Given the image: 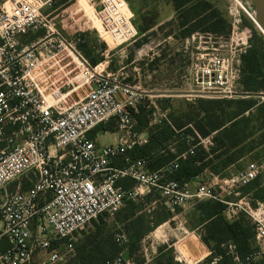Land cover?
<instances>
[{
    "label": "built area",
    "instance_id": "2783aa9c",
    "mask_svg": "<svg viewBox=\"0 0 264 264\" xmlns=\"http://www.w3.org/2000/svg\"><path fill=\"white\" fill-rule=\"evenodd\" d=\"M66 1L0 0V264H65L86 225L115 217L127 201L150 194L176 216L204 200L233 206L222 192L233 193L263 173L261 163L251 162L228 177L214 175L212 185L194 187L171 180L180 162L195 156L198 146L210 149L209 137L188 144L185 152L160 168L153 169L147 157L134 158L135 149L149 144L150 128L161 125L164 117L154 113L148 127L137 130L134 111L145 94L111 73L96 71L98 66L91 68L77 48L81 39L57 31L55 19L45 11ZM75 1L76 12L83 13L97 43L114 49L137 40L126 0ZM228 1L234 29H240L242 14L254 22L252 6ZM74 17L76 24L82 19ZM41 30L46 31L43 36L29 40L31 33ZM201 38L196 33L190 40ZM249 42L247 36L241 38L242 53ZM196 50V60H201L193 67L201 89L196 94L236 95L240 59L232 48L230 54H217L198 42ZM83 66L86 71L80 69ZM108 123L117 125L116 142L103 145L93 131ZM118 161L122 167L115 165ZM124 180L135 185L125 188L119 184ZM25 183L30 187L24 189ZM246 205L260 250L242 257L230 242L228 254L233 264H264V204L256 211ZM235 215V210L228 211L230 219ZM116 238L119 245L128 243L124 233ZM217 260L220 257L214 263ZM106 264L136 263L121 254Z\"/></svg>",
    "mask_w": 264,
    "mask_h": 264
},
{
    "label": "rangeland",
    "instance_id": "374dc122",
    "mask_svg": "<svg viewBox=\"0 0 264 264\" xmlns=\"http://www.w3.org/2000/svg\"><path fill=\"white\" fill-rule=\"evenodd\" d=\"M200 1L208 3V11L205 16L194 24L183 27L184 23L191 21L195 16L196 10L193 9L192 5L196 2L179 7L174 0H126L134 14V23L139 33L138 38L133 43L119 48L113 49V45L110 48L108 46L103 51L105 52L103 59L97 64H93L81 48L87 43L86 37L92 42L94 40L92 37L95 36L89 31V25H85L86 19L82 18L83 13L76 12V1L67 0L65 3L45 11L50 19H55L57 31L72 39H81L77 48L85 60L90 63L91 68L98 66L96 71L102 70V72L111 73L123 83L133 86L145 94L142 104L134 111L138 130H141L142 127H148V123L153 120L154 113L162 114L164 118L161 125H154L150 128V134L156 133L167 125L174 126L176 134L171 140L161 141L163 143L155 140L151 143L150 139L148 144V148L151 150L149 157L164 159L168 154L177 155L186 150L188 144L197 145L200 139H205L201 137V131L210 130L216 122L220 121L216 119V116L212 118V123L205 118L206 115L202 112L201 107L205 108L208 102H222L220 108H223L224 115L233 110L234 105L228 104L232 101L253 99L259 103L264 102V93L250 96L244 91L242 82L243 55L245 53L241 52L240 45H238L243 36H247V39L251 41L254 32L264 37L259 29L261 23L256 21V18H254V23L242 14L240 29H234L232 17L228 13L230 5L228 0ZM243 1L256 11L253 0ZM214 13L217 16L216 20L222 18L226 21L227 33L209 31V25L215 21L211 19ZM74 16L82 19L76 24ZM194 25H196L197 30L193 34L199 33L202 36L201 40L196 39L197 44L190 40L193 34L187 37V31L192 29ZM83 32H87L86 37H84ZM45 33V30L31 33L29 40H35ZM198 42L202 46L211 47L212 53L217 54H230L232 48L234 55L239 57L240 84L236 95L210 97L205 94H196L201 90L193 77L194 65L201 62V60H196V57L200 58L197 55L200 50H196ZM98 43L95 42V45ZM87 46L89 45L87 44ZM117 49H123V52L114 55ZM99 53L101 51L97 54ZM80 69L86 71L84 66ZM73 82L77 81L73 80ZM255 113L254 108L252 114ZM100 127L112 133H101L99 142L103 145L114 143L116 135L113 133L117 131L116 123L102 124ZM259 133L253 137L254 140H258ZM208 137L212 141L210 148L218 149L219 143L215 142L217 132ZM188 141L190 142L188 143ZM197 149H202V147L198 146ZM215 155L217 154H212L210 159ZM222 160L226 161V158ZM155 162L162 163L163 161ZM215 162L220 163V161ZM251 162H259L263 165V173L258 180L261 182V187L264 188V145L259 147L255 145V150L252 153L223 169L219 174H214L209 170L204 171L198 176L199 183L212 185L214 175L228 177L243 170ZM191 184L195 187L197 182L193 180ZM247 186L240 187L230 194L222 192L221 196L224 201L233 205L221 203L226 207L224 211L226 221L234 222L244 218L251 226H254L252 217L244 211L247 208L246 204L250 203L252 211H256L264 202L253 200V193L245 194L243 189ZM218 191L220 193V190ZM157 198L156 195H153L152 200L144 197V199L136 201H127L115 217L105 216L86 225L81 238L75 245V252L65 264H92L97 262L103 264L105 260L114 259L121 254L125 258L132 259L136 264H157V259L163 253L166 254V260L173 259L176 264H205L208 259H211V263L208 264H217L221 258L214 263L215 258H219V256L214 258V244L211 243V246H208L202 240L203 226L200 225L202 216L196 207L189 212L176 216V214L166 212L162 205L157 202ZM253 203H255L254 206ZM229 210H235L234 219H230L228 216ZM162 214L168 217V221L156 227L155 223ZM143 215L146 216L144 226L152 228V231L142 237L137 244L133 238L136 227L134 225L137 224L135 220ZM121 233L128 237V243L125 245H119L116 241L117 235ZM198 241L205 247L206 257H203L198 248ZM182 246L184 247L185 258L182 257L179 249ZM221 248L227 256L231 257L228 254L227 244ZM257 250H260V246L255 239L252 252ZM90 258L93 260L92 263Z\"/></svg>",
    "mask_w": 264,
    "mask_h": 264
},
{
    "label": "trees",
    "instance_id": "16d2710c",
    "mask_svg": "<svg viewBox=\"0 0 264 264\" xmlns=\"http://www.w3.org/2000/svg\"><path fill=\"white\" fill-rule=\"evenodd\" d=\"M177 2L179 7L188 6V4L196 2L192 5L193 9L196 10L195 16L191 21L183 24V27L190 26L188 24H194L201 18H203L208 11V3L198 0H174ZM58 6V5H57ZM217 16L214 13L212 20H215L208 27L210 32L213 33H227L226 31V21L224 19L216 20ZM84 28V26H83ZM197 30L196 25L192 26V29L187 31V37L193 34ZM84 37L87 36V32H83ZM86 45L82 46L83 52L88 56L93 64H97L103 59L107 48L105 44H96L94 40H90L86 37ZM97 43V42H96ZM87 44L89 46H87ZM92 45V46H91ZM97 54L98 52H100ZM244 91L247 95L255 96L264 93V37L253 33V38L250 41V46L246 53L243 55V82ZM206 107L202 108V112L206 115L210 123L213 122L212 118L216 116V119L220 120L216 122L210 130L201 131L200 135L203 138H207L212 133L217 132V137L215 142L219 143V148L213 150L210 148L209 151L202 149H197L196 155L190 157L189 159L180 162L179 169L173 171L170 176L171 180H176L180 183H191L204 171L209 170L214 174H219L223 169L235 164L237 161L244 159L248 154L252 153L256 147L264 145V102L259 103L256 100H240L229 102V105H234L232 111H229L226 115L223 113V108H220L222 102L212 101L206 103ZM255 108L256 113L253 115L252 110ZM216 114V115H215ZM247 116L245 117V115ZM135 115V114H134ZM211 115V116H210ZM255 122V123H253ZM97 127L93 134L104 130V128ZM147 127H142L143 131ZM260 132V133H259ZM259 133L258 140H254L253 137ZM176 129L173 125H167L157 131L156 133L150 134L151 143L156 141H167L175 137ZM150 143V144H151ZM163 143V142H161ZM160 143V144H161ZM149 146H144L134 150V158H149L151 161V167L153 169L160 168L170 163L176 158V155L168 154L164 159H158L159 157H149L151 150ZM187 150V149H186ZM181 151L180 153L185 152ZM212 154H217L215 157L210 159ZM226 158V161L222 159ZM155 161H163L162 163H156ZM215 161H220L216 163ZM116 166L122 167V161H118ZM259 178V177H258ZM255 179L249 186L243 189L245 194L253 193V200L258 202H264V188L261 187L260 180ZM119 184L123 185L125 188H131L135 185L132 180H124ZM28 183L24 184V189L29 188ZM152 200L153 195L150 194L146 197ZM255 203H253V206ZM194 207L201 214L200 225L203 226V237L202 240L208 246L211 243L214 244L215 253L214 258L219 256L221 260L217 264H233L231 257L226 255V252L221 248L227 243H234L237 246L238 254L243 257L250 254L253 251V244L255 242V226H251L248 221L241 218L240 220L234 222L226 221L224 217V211L226 209L225 205L214 200H204L198 202ZM193 207V208H194ZM192 208V209H193ZM190 211V210H189ZM188 211V212H189ZM167 212V211H166ZM120 213V212H119ZM118 213V214H119ZM117 214V215H118ZM146 216H140L135 221V232L134 241L139 243V241L152 231V228L144 226L146 221ZM101 219V218H100ZM168 221V217L162 214L160 219L155 223L156 227ZM83 234V233H82ZM198 248L201 250L203 257L207 256V251L203 244L198 241ZM91 263L93 262L92 258ZM107 259L103 264H106ZM101 261V260H100ZM211 263V259H208L205 264ZM92 264H100L92 263ZM157 264H176L173 259L166 260V254H161L157 259Z\"/></svg>",
    "mask_w": 264,
    "mask_h": 264
},
{
    "label": "water",
    "instance_id": "95a60500",
    "mask_svg": "<svg viewBox=\"0 0 264 264\" xmlns=\"http://www.w3.org/2000/svg\"><path fill=\"white\" fill-rule=\"evenodd\" d=\"M256 8V21L261 23L260 29L264 31V0H253Z\"/></svg>",
    "mask_w": 264,
    "mask_h": 264
},
{
    "label": "crops",
    "instance_id": "0c3cea01",
    "mask_svg": "<svg viewBox=\"0 0 264 264\" xmlns=\"http://www.w3.org/2000/svg\"><path fill=\"white\" fill-rule=\"evenodd\" d=\"M122 52H123V49H117L116 52L114 53V55H118V54H120V53H122ZM168 96H169V95H168ZM148 132H149V131H148ZM101 133H112V132L104 131V130H100V131L94 133L93 135H95V136L97 137L98 142H99V140H100ZM113 134L116 135V133H113ZM115 142H116V136H115L114 143H115ZM99 143H100V142H99ZM100 144H101V143H100ZM112 144H113V143H112ZM195 182H197V184L199 183V178H198V177L195 179ZM192 186H194V185L192 184ZM195 186H196V185H195Z\"/></svg>",
    "mask_w": 264,
    "mask_h": 264
},
{
    "label": "bare ground",
    "instance_id": "6f19581e",
    "mask_svg": "<svg viewBox=\"0 0 264 264\" xmlns=\"http://www.w3.org/2000/svg\"><path fill=\"white\" fill-rule=\"evenodd\" d=\"M179 249H180V252H181V254H182V257L185 258L186 256H185V253H184V247L182 246V247L179 248Z\"/></svg>",
    "mask_w": 264,
    "mask_h": 264
}]
</instances>
